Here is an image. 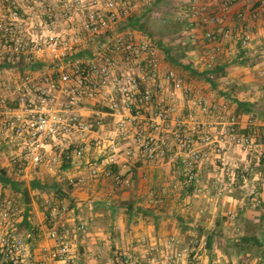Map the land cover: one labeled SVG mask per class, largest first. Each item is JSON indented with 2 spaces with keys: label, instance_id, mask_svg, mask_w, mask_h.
<instances>
[{
  "label": "crops",
  "instance_id": "0c3cea01",
  "mask_svg": "<svg viewBox=\"0 0 264 264\" xmlns=\"http://www.w3.org/2000/svg\"><path fill=\"white\" fill-rule=\"evenodd\" d=\"M191 1H187L188 27L182 34L202 51L195 59L184 62L203 69L202 58L214 52V64L223 66V74L220 79L217 77L218 88L194 76L183 79L187 90L174 91L166 84L164 94L175 105V114L186 119L193 114L203 123L202 128L192 132L190 123L178 126L180 134L191 139L188 146L178 144L163 159L149 161L137 153H123L133 126L129 125L124 134L115 135L117 121L122 117L119 113L101 102L84 103L80 113L88 120L100 119L107 143L97 146L91 139L82 157H64L52 169L38 173L44 183H58L70 208L52 222L47 219L49 203L59 199L53 189L42 198V207L32 202L31 226L25 225V238L34 250L31 261L54 246V240L47 235L52 224L66 231L78 264H166L165 244L172 235L183 243L194 235L210 238L203 255L207 264L264 261V0H236L227 12L219 9L220 0H198L208 4L207 14L218 12L223 17L222 24L232 26L238 33L234 39L217 35L214 40L204 38L209 26L201 17L192 16ZM123 27L140 34L126 24ZM193 33L198 36L197 41L191 38ZM244 33L251 35L246 44L241 40ZM161 55L164 67L183 76L177 65L165 59L162 50ZM0 69H12V78H7L12 86L19 82L22 72L18 66ZM178 91L184 94L182 104H178ZM198 95L203 96L204 104L194 102ZM232 97L248 104L241 108ZM12 99L8 97L7 101ZM7 101L6 107L0 104L1 138L11 135L4 133L12 119L6 109L19 108L8 106ZM206 132L220 141L217 148L201 140ZM245 134L253 138L249 145L234 137ZM111 138L115 148L109 144ZM194 151L199 157L193 155ZM108 166L122 172L128 181L117 185L112 177L101 174ZM94 167L100 169L99 175H92ZM189 170L194 172L190 179ZM45 172H51L50 182L40 177ZM81 177L83 181L78 182ZM71 178L76 182H71ZM258 197L262 203L254 206L253 200ZM35 212L38 221L33 222L31 214ZM251 227L256 233L254 238L246 235L253 232ZM16 230L21 234L17 227Z\"/></svg>",
  "mask_w": 264,
  "mask_h": 264
},
{
  "label": "built area",
  "instance_id": "2783aa9c",
  "mask_svg": "<svg viewBox=\"0 0 264 264\" xmlns=\"http://www.w3.org/2000/svg\"><path fill=\"white\" fill-rule=\"evenodd\" d=\"M29 1L37 3L38 0ZM235 1L220 0L219 9L227 12ZM75 2L79 4L75 16L63 14L69 30H57V17L50 10L40 15V21H35L22 13L21 0H0V65L8 62L17 66L22 56L29 60L57 61L54 67L47 65L42 70L23 73L15 86L0 78V104L6 107L8 97H13L20 105L15 110L6 109L12 119L4 129V133L12 130L20 145L21 154L14 156L13 161L26 159L20 171L33 168L36 173H43L64 157H82L91 139L97 146L107 143L100 119L88 120L80 113L84 103L92 101L93 104L101 102L122 116L117 121L115 135H122L129 125L133 126L132 135L122 149L127 155L137 153L146 160L158 161L178 144L188 146L191 139L183 137L178 126L190 123L189 128L196 132L203 123L193 114L187 119L175 114V105L164 94L166 84L174 91L187 90L183 78L175 69L164 67L161 49L154 38L120 29L138 8L150 7L154 0ZM64 6L71 11L73 1L64 0ZM208 7L198 0L190 2L192 16L201 17L209 26L204 38L214 40L217 35L222 39L236 38L238 33L232 26L222 24L223 17L218 12L206 13ZM212 24L214 28L210 27ZM191 38L198 40L196 33ZM250 39L248 33L241 38L244 44ZM202 59L207 66H212L216 54L209 52ZM194 102L204 104L203 96L198 95ZM234 137L245 145L252 143L248 136ZM201 140L215 148L220 143L207 132ZM109 144L116 146L112 138ZM193 155L199 157L196 151ZM189 172L193 177L194 172ZM91 173L99 175L100 169L94 167ZM101 174L112 177L117 185L128 181L111 166ZM82 181L79 178L78 182ZM71 182L76 181L71 178ZM261 203L260 197L253 200L254 206ZM69 208L66 199L53 200L49 203L47 219L54 222ZM22 211L23 206L15 197L0 191V264H78L72 255L69 236L55 224L47 230L54 246L44 249L39 258L31 261L34 250L15 227ZM208 247L207 237H192L183 243L180 237L172 235L165 244V263L207 264L203 255Z\"/></svg>",
  "mask_w": 264,
  "mask_h": 264
},
{
  "label": "rangeland",
  "instance_id": "374dc122",
  "mask_svg": "<svg viewBox=\"0 0 264 264\" xmlns=\"http://www.w3.org/2000/svg\"><path fill=\"white\" fill-rule=\"evenodd\" d=\"M72 1L74 6L71 9V11H69L67 10V8L65 9L64 0H38L37 3L35 1L34 3H31L29 0H21L23 4L22 13L25 14L26 17L30 16L34 18L35 21H40V15H42L43 12H47V10L48 11L50 10L49 12L57 17V23H56L57 30H61V29L69 30V28H67L68 25H65V19L63 18V14L70 13L75 16V12L78 11L77 8L79 7V4H77L75 0ZM187 1L188 0H154L152 6H150V8H152L151 10L147 11L145 10L146 9L145 7H143V9L141 7L134 12L135 14L137 12L140 14L144 13L142 20L147 25V29L145 31H143L142 29H136V32H139L141 34H146L148 36L152 34V38H154L158 44L159 42H163L167 45L172 46V50H171L172 53L177 58L179 56L180 60L183 62L190 59H195L200 54V51H202L195 43L192 44L188 36L186 37V35L182 34L183 31L188 27ZM206 1H212V0H206ZM7 5H9L8 1H7ZM148 8L149 6L147 7V9ZM30 20L31 18L29 19V21ZM130 28L131 27H129V29ZM120 29L124 30L127 28L120 25ZM178 68L183 73V76L179 73L183 79L184 78L190 79L194 77L189 70L183 69L179 66ZM222 74H223L222 71H220L219 74L215 73L214 76H217L220 79ZM12 76H13L12 69L11 71L7 69H0V77H4L7 79V78H12ZM201 82L205 83L208 81L202 80ZM208 83L206 84L208 85ZM208 87H206L207 90L209 89ZM62 101H66V99L62 98ZM183 101H184V94L182 91H178V104L180 103L182 104ZM92 120L95 119L92 118ZM6 133L8 134L11 133V135L2 136L6 138L0 137L1 138L0 165L8 167L9 171L14 174L15 168L13 163L15 162H13V157L21 154V152L19 151L20 145L18 144V139L15 137V134L12 132V130L8 129V132ZM20 160H23V158H20ZM9 162L10 165L8 164ZM57 167L58 166H56V169ZM17 175L24 178L27 181V183L33 178L38 177V173H36L33 168L24 170L23 172L17 171ZM40 177L44 178V181H48V182H50L53 179L51 178L52 177L51 172H45ZM0 191H2L1 185H0ZM3 194L11 195L12 197H14L9 190H6L5 192H3ZM35 200H36L35 203H34V199L32 201L34 206L40 208L45 204V200H43L42 198L38 199L35 197ZM22 218L23 215L21 214L15 226L17 227V229L20 230L21 234L27 238V231H26L27 227H25L24 224H21ZM37 219H38V215L36 212L33 215L31 214V220L33 222L38 221ZM193 237H197V235H194Z\"/></svg>",
  "mask_w": 264,
  "mask_h": 264
},
{
  "label": "trees",
  "instance_id": "16d2710c",
  "mask_svg": "<svg viewBox=\"0 0 264 264\" xmlns=\"http://www.w3.org/2000/svg\"><path fill=\"white\" fill-rule=\"evenodd\" d=\"M158 2V1H157ZM156 2V4H157ZM152 8L147 9V11L151 10ZM143 14H133L130 16L126 21V26L131 27L132 29H142L145 31L147 29L146 23L142 20ZM150 37H152V34H150ZM158 44V43H157ZM159 48L164 52L165 59L168 60L170 63L177 65L183 69H187L191 72L193 76H196L197 78L205 79L211 82L212 86L214 88H218V82H217V76H214L213 74H219L220 71L223 70L222 65H215L208 67L207 64L203 65L204 68L200 69L197 68L194 63L192 62H183L180 60L179 56L178 58L172 53V46L167 45L163 42H159L158 44ZM19 70L22 73H25L26 70L28 71H38L45 68L47 65L56 66L57 61L56 60H47V59H37V60H29L25 58L24 56L21 57L19 62L17 63ZM14 65L8 62H4L0 65V68L8 67L11 68ZM27 68V69H26ZM221 93H226L223 90H220ZM233 98V97H232ZM233 100H235L236 103H238V106L241 108H244V105H247L248 103L245 101H241L240 99L234 97ZM8 106L10 107H18L19 102L17 99H12L10 101H7ZM248 136V134H245V137ZM250 137L251 141L253 142L252 136ZM70 160V158H68ZM14 162V161H13ZM26 164V159L19 160L14 163L15 172L14 174L11 173L6 166L0 165V185L2 192H5L6 190H9L11 194L16 197L22 204L24 210L22 211L23 218L21 220V224L27 225L28 227L31 226V222L29 219L30 210L32 209V201L33 197H36L38 199L44 198L48 191L50 189H53L55 195L59 198H64V194L62 193L60 186L58 183H44L41 178H33L29 183L22 178L21 176L17 175V171H20L24 168ZM21 172V171H20ZM188 178L190 177V172L188 173ZM259 206V205H258ZM253 230L252 233L247 232L246 235L252 236L254 238L256 236V233L254 232V227H251ZM250 229V230H251ZM208 239V244L210 245V238Z\"/></svg>",
  "mask_w": 264,
  "mask_h": 264
}]
</instances>
